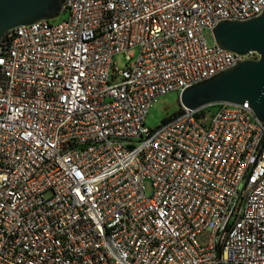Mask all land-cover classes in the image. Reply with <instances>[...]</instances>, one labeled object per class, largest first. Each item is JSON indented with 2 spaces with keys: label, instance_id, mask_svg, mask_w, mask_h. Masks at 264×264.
<instances>
[{
  "label": "built area",
  "instance_id": "obj_1",
  "mask_svg": "<svg viewBox=\"0 0 264 264\" xmlns=\"http://www.w3.org/2000/svg\"><path fill=\"white\" fill-rule=\"evenodd\" d=\"M263 10L264 0H63L66 19L9 29L0 264H264V125L248 103L181 107L145 126L158 97L258 59L205 32Z\"/></svg>",
  "mask_w": 264,
  "mask_h": 264
},
{
  "label": "water",
  "instance_id": "obj_2",
  "mask_svg": "<svg viewBox=\"0 0 264 264\" xmlns=\"http://www.w3.org/2000/svg\"><path fill=\"white\" fill-rule=\"evenodd\" d=\"M62 13L63 0H0V38L9 29ZM211 34L214 43L228 52H255L259 57L241 60L233 68L186 89L179 96L181 107L195 110L221 102H247L264 125V10L249 20L219 22Z\"/></svg>",
  "mask_w": 264,
  "mask_h": 264
},
{
  "label": "rangeland",
  "instance_id": "obj_3",
  "mask_svg": "<svg viewBox=\"0 0 264 264\" xmlns=\"http://www.w3.org/2000/svg\"><path fill=\"white\" fill-rule=\"evenodd\" d=\"M66 14L62 13L54 20V22H59L66 19ZM205 37L209 45L214 44L213 36L210 31L205 32ZM133 61L137 56V50L133 53ZM132 61V60H131ZM128 64L126 55L124 54H116L113 57V67L116 70L123 69ZM181 105L179 102V96L176 92H170L164 96H160L153 103L151 108L149 109L146 119L145 126L149 129L154 130L159 127L164 121L169 120L180 112ZM151 186L147 184V194H150Z\"/></svg>",
  "mask_w": 264,
  "mask_h": 264
},
{
  "label": "trees",
  "instance_id": "obj_4",
  "mask_svg": "<svg viewBox=\"0 0 264 264\" xmlns=\"http://www.w3.org/2000/svg\"><path fill=\"white\" fill-rule=\"evenodd\" d=\"M58 16H59V15H57V16H53V17H50L48 20H49V21H54ZM205 112L212 113V112H213V108H206V109H205Z\"/></svg>",
  "mask_w": 264,
  "mask_h": 264
}]
</instances>
